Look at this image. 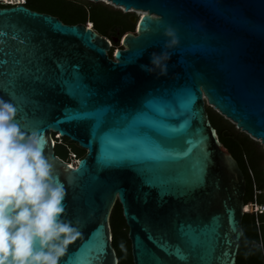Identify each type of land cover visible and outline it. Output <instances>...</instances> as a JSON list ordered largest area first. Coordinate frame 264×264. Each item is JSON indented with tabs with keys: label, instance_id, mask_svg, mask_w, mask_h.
I'll use <instances>...</instances> for the list:
<instances>
[{
	"label": "water",
	"instance_id": "95a60500",
	"mask_svg": "<svg viewBox=\"0 0 264 264\" xmlns=\"http://www.w3.org/2000/svg\"><path fill=\"white\" fill-rule=\"evenodd\" d=\"M106 1L132 14L136 34L107 39L26 6L0 8V82L5 62L25 74L0 85V99L44 136L65 186V218L81 233L60 264H119L110 227L117 201L134 264H236L246 181L206 109L264 151V0ZM169 28L179 41L170 48ZM116 44L124 49L111 58ZM153 53L170 57L165 75ZM53 134L86 156L75 167L63 162Z\"/></svg>",
	"mask_w": 264,
	"mask_h": 264
},
{
	"label": "clouds",
	"instance_id": "9594fccd",
	"mask_svg": "<svg viewBox=\"0 0 264 264\" xmlns=\"http://www.w3.org/2000/svg\"><path fill=\"white\" fill-rule=\"evenodd\" d=\"M165 36L166 47L178 44L173 29ZM169 58L153 53L160 75ZM17 121V108L0 99V264H60L81 235L78 221L65 218V186L44 136Z\"/></svg>",
	"mask_w": 264,
	"mask_h": 264
},
{
	"label": "trees",
	"instance_id": "16d2710c",
	"mask_svg": "<svg viewBox=\"0 0 264 264\" xmlns=\"http://www.w3.org/2000/svg\"><path fill=\"white\" fill-rule=\"evenodd\" d=\"M27 8L39 13L58 17L64 24H92V28L101 36L123 38L127 33L136 34V26L130 20L131 13H124L103 2L88 0H26ZM120 44L113 45L110 57ZM212 126L216 129L219 141L237 161L246 181L245 204L253 202V186L264 191V151L260 143L240 132L234 124L216 113L206 109ZM55 141V155L70 164L71 156L83 159L87 151L66 137ZM259 204L264 203V194L257 197ZM256 220L261 224L258 226ZM113 235L112 244L119 264H134L129 239V227L123 215L122 205L117 201L110 216ZM243 237L237 255L236 264H264V214H245L242 220Z\"/></svg>",
	"mask_w": 264,
	"mask_h": 264
},
{
	"label": "snow or ice",
	"instance_id": "6c2138e0",
	"mask_svg": "<svg viewBox=\"0 0 264 264\" xmlns=\"http://www.w3.org/2000/svg\"><path fill=\"white\" fill-rule=\"evenodd\" d=\"M3 71H4V77L2 82H0V85H2L5 81H7L9 87H14L17 85V83L24 77L25 74H23L21 71L19 70H13L11 68L10 65H8L6 62L4 64L3 67ZM78 77V76H77ZM77 77L72 78V80H75ZM72 80L70 81H62V84H64L66 87L68 85L69 82H72ZM74 98H78L79 95H73ZM81 103H83V100L81 99ZM89 112H77L76 114H70L69 112L65 113V118L68 120H73V119H82V118H87L90 117L88 116ZM97 127H99V125H97ZM147 130L148 128H146L143 125H140L136 128V133L138 135H146L147 134ZM191 243L193 244V246L195 247L196 245H198L199 241L196 240L194 237L191 241ZM99 248V244L97 243L96 248L91 249V252L95 253ZM181 259H183L184 257L181 256ZM88 264H91V262L89 261Z\"/></svg>",
	"mask_w": 264,
	"mask_h": 264
},
{
	"label": "built area",
	"instance_id": "2783aa9c",
	"mask_svg": "<svg viewBox=\"0 0 264 264\" xmlns=\"http://www.w3.org/2000/svg\"><path fill=\"white\" fill-rule=\"evenodd\" d=\"M26 0H0V8H10V7H16V6H25ZM90 28H92V24H87ZM60 137V135H59ZM71 162L69 165L75 167L76 164L79 162L77 157L75 155H72ZM264 194V191L259 190L256 186H253V202H250L248 204H245L244 206V214H254L256 217L258 215L264 214V203L259 204L257 202V197ZM256 224L259 226L261 223L256 220Z\"/></svg>",
	"mask_w": 264,
	"mask_h": 264
},
{
	"label": "rangeland",
	"instance_id": "374dc122",
	"mask_svg": "<svg viewBox=\"0 0 264 264\" xmlns=\"http://www.w3.org/2000/svg\"><path fill=\"white\" fill-rule=\"evenodd\" d=\"M89 1V0H88ZM103 3L104 4H106V5H110V6H112L113 8H115V9H120V10H122L123 11V9H121V8H119V7H115L114 5H112L110 2H108V1H106V0H104L103 1ZM124 12V11H123ZM136 33H137V27H136ZM133 34V33H132ZM121 47V44L119 45V47L118 48H120ZM115 53V52H114ZM208 108V107H207ZM214 110V109H213ZM215 111V110H214ZM216 113H218L217 111H215ZM225 118V117H224ZM226 119V118H225ZM226 120H228V119H226ZM231 124H234L232 121H230V120H228ZM240 131V130H239ZM241 132V131H240ZM243 133V132H242ZM245 134V133H244ZM53 136V135H52ZM55 137L57 138V139H59L60 137H59V135L58 134H55ZM250 137V136H249ZM252 140H254L255 142H258L259 143V141H257V140H255V139H253L252 137H250ZM71 141V140H70ZM75 143V142H74ZM72 157V156H71Z\"/></svg>",
	"mask_w": 264,
	"mask_h": 264
},
{
	"label": "bare ground",
	"instance_id": "6f19581e",
	"mask_svg": "<svg viewBox=\"0 0 264 264\" xmlns=\"http://www.w3.org/2000/svg\"><path fill=\"white\" fill-rule=\"evenodd\" d=\"M102 1H104V0H102ZM131 12V11H130ZM139 14V17H141L142 15H143V13H138Z\"/></svg>",
	"mask_w": 264,
	"mask_h": 264
},
{
	"label": "flooded vegetation",
	"instance_id": "af4514ba",
	"mask_svg": "<svg viewBox=\"0 0 264 264\" xmlns=\"http://www.w3.org/2000/svg\"><path fill=\"white\" fill-rule=\"evenodd\" d=\"M118 49H124L122 46L120 47V48H118ZM112 52V51H111ZM114 52H115V50H114ZM110 55V54H109ZM111 58H113V57H111Z\"/></svg>",
	"mask_w": 264,
	"mask_h": 264
}]
</instances>
